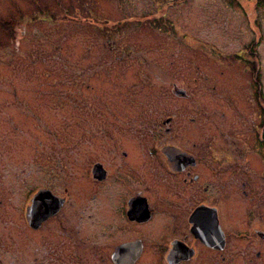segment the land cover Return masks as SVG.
<instances>
[{"label": "flooded vegetation", "instance_id": "flooded-vegetation-1", "mask_svg": "<svg viewBox=\"0 0 264 264\" xmlns=\"http://www.w3.org/2000/svg\"><path fill=\"white\" fill-rule=\"evenodd\" d=\"M246 70L253 117L238 109L221 142L201 132L189 67H177L181 76L170 82L175 107L127 98L91 108L85 97L81 145H70L69 129L34 172L17 171L34 184L16 211L0 193V264H264V197L249 194L248 178L249 169L264 178L263 162L242 146L248 124L252 144L264 149L262 71ZM233 186L238 197H256L255 208L236 210L245 224L232 221Z\"/></svg>", "mask_w": 264, "mask_h": 264}, {"label": "rangeland", "instance_id": "rangeland-1", "mask_svg": "<svg viewBox=\"0 0 264 264\" xmlns=\"http://www.w3.org/2000/svg\"><path fill=\"white\" fill-rule=\"evenodd\" d=\"M255 1L0 0V193L8 195V209L16 211L17 197L34 184L33 174L23 181L17 171L34 172L69 129L70 145H81L85 97L91 108L127 98L175 107L170 82L182 66L197 72L187 74L188 97L198 102L201 132L212 130L221 142L219 131L233 134L238 109L252 118L253 72L246 67H260L264 97V5ZM95 117L88 120L93 128ZM248 128L242 146L261 158L264 176V149L252 144ZM248 173L255 181L249 194L264 197V178ZM238 188L232 221L245 224L236 210L257 201L238 197Z\"/></svg>", "mask_w": 264, "mask_h": 264}, {"label": "trees", "instance_id": "trees-1", "mask_svg": "<svg viewBox=\"0 0 264 264\" xmlns=\"http://www.w3.org/2000/svg\"><path fill=\"white\" fill-rule=\"evenodd\" d=\"M255 2H257V4H255L256 6L258 5V4H262V5H264V0H256Z\"/></svg>", "mask_w": 264, "mask_h": 264}]
</instances>
